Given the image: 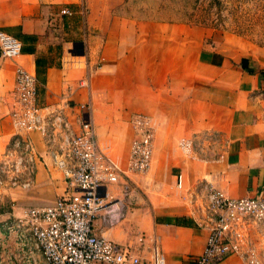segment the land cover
<instances>
[{
    "label": "crops",
    "instance_id": "crops-1",
    "mask_svg": "<svg viewBox=\"0 0 264 264\" xmlns=\"http://www.w3.org/2000/svg\"><path fill=\"white\" fill-rule=\"evenodd\" d=\"M62 8L72 16L59 17ZM0 30L21 43L14 61L0 56V154L13 134L15 64L35 76L41 105L53 109L67 84L97 67L88 88L70 97L89 105L93 124L100 109L149 113L157 128L199 145L172 176L181 175L183 190L207 184L231 199L264 193V47L197 26L117 17L109 7L88 11L87 0H0ZM32 141L41 152L39 135ZM63 193L58 173L41 165L31 189L7 193L0 203V264H44L38 252L18 256L4 223L21 208L49 205ZM99 195L105 208L92 222L96 235L145 260L148 245L136 239L153 235L166 264H190L201 252L206 231L189 216L183 195L169 211L127 205L118 185L101 187ZM108 196L121 204L117 215ZM216 264L241 263L231 256Z\"/></svg>",
    "mask_w": 264,
    "mask_h": 264
},
{
    "label": "built area",
    "instance_id": "built-area-1",
    "mask_svg": "<svg viewBox=\"0 0 264 264\" xmlns=\"http://www.w3.org/2000/svg\"><path fill=\"white\" fill-rule=\"evenodd\" d=\"M83 14L81 9L82 18ZM58 16L70 17L72 12L62 8ZM20 51L21 43L0 30V56L14 61ZM88 75L67 84L61 105L53 109L41 105L35 76L15 64L9 113L13 134L0 154V197L31 189L39 165L58 173L64 193L49 205L21 208L4 223V229L14 238L18 256L30 258L38 252L44 264H166L153 235L141 234L136 239L148 245L145 260L93 232L92 222L105 208L99 189L118 185L125 198L133 193L129 176L148 171L155 124L147 115L131 116V139L121 167L107 147L99 145L89 105L70 99L74 91L88 88ZM34 134L40 137L41 152L34 147ZM196 145L192 138L179 141L181 152L188 157L195 155ZM174 185L184 191L182 201L195 225L206 231L203 248L190 264H216L231 256L241 264H264V193L231 199L207 184L187 191L180 174L174 177ZM108 199L117 215L121 204L111 196Z\"/></svg>",
    "mask_w": 264,
    "mask_h": 264
},
{
    "label": "rangeland",
    "instance_id": "rangeland-1",
    "mask_svg": "<svg viewBox=\"0 0 264 264\" xmlns=\"http://www.w3.org/2000/svg\"><path fill=\"white\" fill-rule=\"evenodd\" d=\"M87 6L88 11L93 7L98 12L109 7L111 15L121 18L139 21L151 18L156 20L153 22L197 26L264 47V0H87ZM96 70L97 67L89 73ZM141 113L104 112L102 109L94 113L98 119L94 123L97 141L101 147H107L110 156L121 167L126 161L131 139L129 120L131 116ZM152 120L155 136L150 167L144 174L129 176V180L133 193L141 200L136 208L169 211L172 210L170 206L176 204V199L185 194L175 188L172 176L189 157L179 147L183 136H171L166 130L157 128L156 121ZM158 135L160 144L156 141ZM198 150L199 145H196L194 153ZM13 192L21 193L17 190ZM5 197H0L3 198L0 203H5ZM0 210L5 208L0 207Z\"/></svg>",
    "mask_w": 264,
    "mask_h": 264
},
{
    "label": "water",
    "instance_id": "water-1",
    "mask_svg": "<svg viewBox=\"0 0 264 264\" xmlns=\"http://www.w3.org/2000/svg\"><path fill=\"white\" fill-rule=\"evenodd\" d=\"M125 202H126V204L129 205V206L136 207V206H139V205H140L141 200H140V198L138 197L137 194L130 193V194L125 198Z\"/></svg>",
    "mask_w": 264,
    "mask_h": 264
},
{
    "label": "trees",
    "instance_id": "trees-1",
    "mask_svg": "<svg viewBox=\"0 0 264 264\" xmlns=\"http://www.w3.org/2000/svg\"><path fill=\"white\" fill-rule=\"evenodd\" d=\"M142 21H156V20H153V19H151V18H149V19H147V18H143ZM36 66L38 67V63L36 64ZM0 211H1V210H0Z\"/></svg>",
    "mask_w": 264,
    "mask_h": 264
}]
</instances>
